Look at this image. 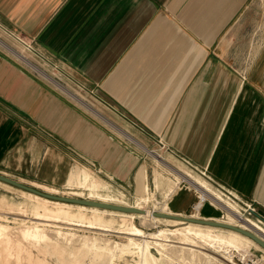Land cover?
<instances>
[{
    "label": "crops",
    "instance_id": "obj_1",
    "mask_svg": "<svg viewBox=\"0 0 264 264\" xmlns=\"http://www.w3.org/2000/svg\"><path fill=\"white\" fill-rule=\"evenodd\" d=\"M254 2L0 0V29L39 56L21 61L8 49L18 44L0 37V164L22 162L20 176L44 185L64 186L80 167L135 188L148 176L139 150L162 144L264 219V41L249 39ZM194 202L176 187L162 213L187 216ZM199 217L219 211L205 204Z\"/></svg>",
    "mask_w": 264,
    "mask_h": 264
},
{
    "label": "rangeland",
    "instance_id": "obj_2",
    "mask_svg": "<svg viewBox=\"0 0 264 264\" xmlns=\"http://www.w3.org/2000/svg\"><path fill=\"white\" fill-rule=\"evenodd\" d=\"M248 21L254 27L249 39L260 45L264 41V0H255ZM1 36L18 44L20 48L15 46L14 50L29 58L27 52H31L14 35L0 29ZM146 148L150 153L139 152L141 162L147 165L148 176L135 188L133 184L124 187L110 184L80 167L74 169L85 170L88 176L76 171L64 186L44 185L22 178L15 169L22 162L13 158L0 164V174L49 194L122 206L137 204L155 212L163 211L175 188L187 185V179L199 188L208 189L204 178L181 159L169 157L161 147ZM86 180L91 185L89 190ZM133 227L142 233L129 235ZM262 254L228 230L63 205L0 182V264H233L234 255L261 257ZM260 263L264 264V259Z\"/></svg>",
    "mask_w": 264,
    "mask_h": 264
},
{
    "label": "built area",
    "instance_id": "obj_3",
    "mask_svg": "<svg viewBox=\"0 0 264 264\" xmlns=\"http://www.w3.org/2000/svg\"><path fill=\"white\" fill-rule=\"evenodd\" d=\"M21 43H23L24 47L31 52L37 59L39 56L35 52L32 43L31 42H26V40L22 37L15 36ZM20 63V62H19ZM23 65V64H22ZM25 66V65H24ZM26 67V66H25ZM27 68V67H26ZM34 74H36L34 71H32ZM37 75V74H36ZM38 76V75H37ZM161 148L166 150L164 145L161 144ZM184 161L188 166L196 170L200 176H202L205 180V183L208 187L209 190H203L202 188H196L194 185L189 184L186 181L187 185H179L177 188H185L187 190L193 191L195 195V202L191 206V214H189V217H193V215L197 214V218L199 217V212L200 209L205 205L208 204L212 208L216 209L219 211V217L217 220L220 222L227 223L228 219L231 218L232 220L235 221V223L239 222H250L254 221L260 224L261 226L264 227V219L261 217V215L257 212L256 206L253 202L247 201V200H242L239 196H237L230 188L226 187L225 185L219 184L215 182L211 177L208 175H205L204 172L197 170L192 166V164L185 160L181 159ZM178 184V183H177ZM180 184V182H179ZM250 232H253L256 234L254 231L251 229H247ZM259 236L258 234H256ZM261 237V236H259ZM262 238V237H261ZM264 240V238H262ZM238 257V256H233L232 258L234 259L235 262L233 264H261V257L257 256H252L248 255Z\"/></svg>",
    "mask_w": 264,
    "mask_h": 264
},
{
    "label": "water",
    "instance_id": "obj_4",
    "mask_svg": "<svg viewBox=\"0 0 264 264\" xmlns=\"http://www.w3.org/2000/svg\"><path fill=\"white\" fill-rule=\"evenodd\" d=\"M0 182L6 183L8 185H11L13 187L19 188L21 190L31 192L33 194L51 199V200H58V201H63V202H70L73 204H82L86 206H95V207H100V208H106V209H111V210H117V211H122V212H135V213H142L144 214V210H140L134 207H126V206H120L116 204H108V203H103V202H97L94 200H87V199H82V198H71L67 196H61V195H54V194H49L47 192H44L42 190H39L35 187L26 185L24 183H21L17 180H14L12 178H9L5 175L0 174ZM153 215L159 218H165V219H172V220H178L181 222H191L195 224H200V225H209V226H216L220 228H226V229H231L235 230L245 236H248L251 238L256 244H258L263 250H264V240L254 234L253 232H250L248 230L242 229L240 227H237L235 225L227 224L224 222H220L217 220H210V219H205V218H193L189 216H182V215H176V214H168V213H162V212H153Z\"/></svg>",
    "mask_w": 264,
    "mask_h": 264
},
{
    "label": "bare ground",
    "instance_id": "obj_5",
    "mask_svg": "<svg viewBox=\"0 0 264 264\" xmlns=\"http://www.w3.org/2000/svg\"><path fill=\"white\" fill-rule=\"evenodd\" d=\"M1 44V43H0ZM3 46V45H2ZM5 46V45H4ZM7 48V47H6ZM9 50H10V52H12L13 53V56L15 55V56H17L16 58L18 59V58H20V59H22L21 61H23V60H25V61H27V59H26V57L23 55V53H19V52H17V51H15L14 49H11V48H8ZM26 63H28V62H26ZM33 68V67H32ZM59 87V86H58ZM61 88V87H60ZM78 101H80V100H78ZM81 102V101H80ZM83 105H85L83 102H81ZM86 106V105H85ZM103 117V116H102ZM101 117V118H102ZM108 121V120H107ZM112 124V123H111ZM110 124V125H111ZM112 127H113V125H112ZM120 133V132H119ZM125 133V132H124ZM130 138V137H129ZM141 148V147H140ZM142 149H144L147 153L149 152L150 153V150H148L147 148H142ZM152 155H154L153 153H152ZM162 160V159H161ZM161 164V163H160ZM163 166V165H162ZM165 166H167L166 164H165ZM164 166V167H165ZM168 169H170V166H168ZM171 170V169H170ZM173 171V170H172ZM78 174H80V173H82V174H85V175H87L88 176V174L86 173V171H78L77 172ZM174 173H175V171H174ZM175 174H177V173H175ZM178 176H180L181 177V175H179V173L177 174ZM91 176V175H90ZM183 176V175H182ZM182 179H184V180H186V178H183L182 177ZM87 181V180H86ZM189 184H191V185H194L196 188H199L197 185H196V183H192V181L191 182H189L188 181V179L186 180ZM86 190H89L90 188H91V185H90V182H88L87 181V183H86ZM203 189V188H202ZM204 190H206V189H203V190H201L202 192L204 191ZM208 190V189H207ZM24 191V190H23ZM27 192V191H26ZM205 192V191H204ZM28 193H30V194H33V193H31V192H28ZM76 194V193H75ZM36 197H42V196H39V195H36V194H34ZM61 196H63V195H61ZM42 198H44L46 201H48V200H50V202L51 201H54V202H59V203H61V204H63V205H69V204H71V205H73V203H70V202H63V201H58V200H51V199H48V198H45V197H42ZM72 198V197H71ZM147 199V198H146ZM88 200V199H87ZM97 202H101V201H97ZM103 203H107L106 201H102ZM108 204H111V203H108ZM74 205H77V206H79L80 208H86V207H88V208H92V209H95V210H97V209H100V210H106V211H111V212H118V213H122V214H127V216L128 215H130V216H133V215H141V216H146V217H153V218H157V219H160L159 217H156V216H154L153 215V212H155L154 210H149V209H145V208H142V207H138V206H126V207H134V208H137V209H140V210H144L145 211V213L144 214H142V213H135V212H122V211H117V210H111V209H106V208H100V207H95V206H86V205H82V204H74ZM120 206H122V205H120ZM197 214H195V216H196ZM194 216V215H193ZM194 218V217H193ZM161 219H164L165 220V218H161ZM166 220H171V221H175V222H177V223H179V222H181V221H178V220H172V219H166ZM181 223H186V224H189V225H197V226H203V227H210V228H214V229H221V230H228V231H231V232H234V233H236V234H239V235H241V236H243V237H245V238H248L249 240H251V241H253L251 238H249L248 236H245V235H243V234H241V233H239V232H237V231H235V230H231V229H226V228H220V227H216V226H209V225H200V224H195V223H191V222H181ZM227 224H231V225H235V226H237V227H240V228H242V229H245V230H247V229H251L252 231H254L256 234H258L259 236H261V234H263V232H264V229H263V227L261 226V225H259V224H257L256 222H254V221H250V222H248V223H246V222H239V223H235V221L234 220H232L231 218H229L228 219V222H227ZM142 233V231L140 230V229H138V228H136V227H133V230L129 233V235H134V236H138V235H140ZM262 237V236H261ZM262 238H264V237H262ZM254 242V241H253ZM255 244H256V242H254ZM258 245V244H257ZM126 246V245H125ZM259 246V245H258ZM123 248H124V246H123ZM122 252H125V249H123L122 250ZM244 257L245 258V256L246 255H241V257ZM141 263V262H140ZM139 263V264H140Z\"/></svg>",
    "mask_w": 264,
    "mask_h": 264
}]
</instances>
